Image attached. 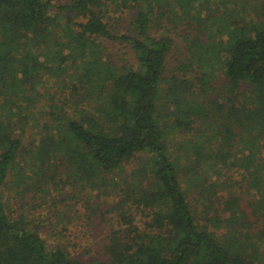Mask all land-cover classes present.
Segmentation results:
<instances>
[{"label": "trees", "instance_id": "16d2710c", "mask_svg": "<svg viewBox=\"0 0 264 264\" xmlns=\"http://www.w3.org/2000/svg\"><path fill=\"white\" fill-rule=\"evenodd\" d=\"M107 2L135 8V36L108 29L101 11ZM197 4L208 5L207 0H69L56 6L52 0H0V190L9 175L20 179L26 173L24 166L14 167L21 142L12 134L7 104L25 98L40 71L53 66L68 72L74 88L89 89L90 104L77 117L61 115L43 124L29 166L33 184L86 182L99 188L103 175L123 171L135 158L131 179L113 187L118 200L112 207L149 209L147 232L138 231L121 210L126 228L110 232L104 259L85 263L60 246L48 248L25 217L6 214L0 199V264H264V21L225 26L226 37L214 41L193 36L186 63L166 73L172 39L149 30L163 18L177 26ZM195 13L197 20L200 10ZM101 39L129 42L138 68L108 60ZM216 64L225 89L212 97L206 92L212 74L207 69ZM169 132L192 134L185 164L186 170L195 167V176L200 162L239 175L225 179L230 195L216 197L224 189L220 184L203 187L209 200L196 202L204 210L191 206L179 176L187 186L192 182L167 141ZM243 182L257 229L234 188Z\"/></svg>", "mask_w": 264, "mask_h": 264}, {"label": "rangeland", "instance_id": "374dc122", "mask_svg": "<svg viewBox=\"0 0 264 264\" xmlns=\"http://www.w3.org/2000/svg\"><path fill=\"white\" fill-rule=\"evenodd\" d=\"M52 3L54 6L66 5L69 4V0H52ZM107 3L108 6L102 7L101 11L104 13L103 20L108 29L114 34L135 36L131 25L136 12L135 8H120L113 2ZM207 3L208 5L204 6L197 4L191 10L189 18L178 23L177 26L163 18L160 25L157 24L150 28L149 33L152 36L168 35L172 39V49L166 56V73L180 63H186L187 44L193 36L196 35L205 42L214 41L220 37H226L225 26L232 28L245 23L248 27L249 24L264 21V0H207ZM198 9L200 17L194 20L197 16L195 11ZM100 41L108 60L117 64H132L138 68L129 42L107 39ZM207 70L209 73L212 70V74L207 80L206 92L212 97L219 96L225 89V79L220 66H213L211 69L209 67ZM67 73L57 72L53 66L47 70H41L34 87L31 90L27 87L25 90L24 95L27 96L17 99L15 104H7L12 114L9 123L12 134L21 142L14 167L24 166L26 173L20 179L15 175H9L0 190V199L4 204L6 214L10 218L25 217L30 227L38 231L48 248L60 246L72 256L85 263H90L92 260L105 258L104 245L112 230L126 228L127 224L123 223L120 218L121 210L138 231L147 232L149 209L134 204L121 210L112 207L118 200L115 196L117 189L114 192L113 187L115 184L121 185L126 177L127 180L131 179V170L138 166L137 162H134L135 158H131L124 164L123 171L103 175V185L99 188L92 189L86 182L41 186L33 184L30 179L32 171L29 166L32 165V149L43 131V124L54 121L61 115L77 117L90 104L89 89H81L78 86L74 88ZM198 85L195 80L196 90L199 88ZM3 99L4 97L0 96V103ZM3 111L0 108V113ZM191 135L190 133L169 132L167 141L172 142L171 148L181 156L179 160L181 171L186 173L187 179L190 177L192 182L187 186L182 181L183 175L179 174L182 187L187 188V199L194 209L201 212L204 208L199 203L209 195L208 191H202L201 188L207 189L211 185L220 184L224 189L217 191L216 197L226 198L230 195L227 188L228 182L225 181L226 177V180L232 181L234 178L239 179V175L229 168H223L222 172L218 173L217 167L220 164L207 168V165L202 162L198 167L197 176L194 174L195 167L190 168L188 165L190 169L186 170L187 153L185 151L188 152L191 146ZM197 137L200 139L203 136ZM62 169L63 167L59 170ZM186 174L184 175L187 176ZM234 188L237 190L240 204L247 213L248 221L252 223V229H257L259 222L251 214L247 201L252 198L246 190V183L243 182L241 188L234 185ZM197 200L199 203L196 202ZM206 200L205 204L209 198Z\"/></svg>", "mask_w": 264, "mask_h": 264}]
</instances>
